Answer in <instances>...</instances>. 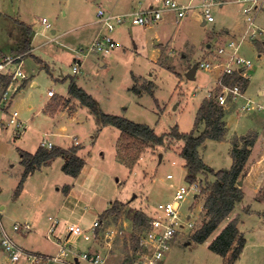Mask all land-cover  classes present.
I'll return each mask as SVG.
<instances>
[{"label":"rangeland","instance_id":"374dc122","mask_svg":"<svg viewBox=\"0 0 264 264\" xmlns=\"http://www.w3.org/2000/svg\"><path fill=\"white\" fill-rule=\"evenodd\" d=\"M99 5V0H0V51L6 56H17L12 50H17L22 43L25 28L32 27L35 33L32 55H21L22 69L29 79L13 100V109L20 112L27 129L22 136H17L13 128L0 130V206L3 207V221L15 241L24 248L33 247L48 253L56 251L53 244L55 233L49 232L52 224L49 218L83 227H89L100 219L103 223L100 232L108 230L116 234L109 249L108 264H133L134 243L131 238L136 233L135 213L141 211L148 217L156 216L159 203L171 200L177 187L189 184L184 159L177 155L182 144L169 141L165 147L146 149L133 167L127 168L117 161L119 129L109 126L98 131L95 117L89 109L71 98H62V107L52 114L54 98L48 97V91L54 90L59 96L67 95L71 78L77 77L78 85L99 103L106 114L148 125L158 135L169 133L176 125L181 132L190 133L195 124L197 103L215 88L212 84L217 77L197 70L196 80L189 81L185 75L178 77L177 74L183 75L201 60L213 59V52L226 41L240 40L248 23L242 6L237 3L214 7L215 22L206 26L202 25L203 19L198 11L181 23L171 16L166 23L156 25L137 39L133 32L129 36L126 28L119 29L115 36L123 47L109 56H102L89 51L98 29L94 22ZM254 16L258 32L254 39L248 38L241 45L240 55L253 64L248 72L250 86L247 95L253 103L264 106V95H259V91L264 92V52L260 53L255 43L264 47V11ZM43 19L48 21L50 28L43 24ZM156 38H160L161 44L168 43L167 49L162 48L158 65L153 62L158 48ZM132 39L138 46L137 50ZM79 55L85 60V70L76 76L73 66L75 57ZM36 56L47 63L50 71L39 65ZM99 60L107 65L101 66ZM132 73L143 77L155 74L148 80L142 77L143 81L138 85L154 80V97L148 93L138 97L129 90L133 83ZM62 74L66 77L64 82L57 80ZM33 83L37 86L33 87ZM178 97L185 98L187 102L183 101L175 110ZM227 117L236 131L246 135L248 129H253L263 141L264 109L257 108L246 115L234 112ZM241 121L248 124L239 125ZM43 134H49V140L62 145H83L82 156L88 167L81 179H76L62 170L66 159L57 158L30 175L19 192L24 171L20 150L34 154L40 147ZM247 135L254 138V133ZM75 138L81 145L75 143ZM244 145L239 142L241 148ZM249 148L252 150L253 147ZM230 149L231 142L208 141L201 154L210 166L229 169L232 165ZM255 152L264 153V142L259 143ZM123 153L131 155L136 152L126 149ZM247 172L248 167L240 182ZM168 175L173 179H168ZM212 177L200 175L199 181H212ZM68 185L76 186L70 201L66 195ZM261 185L256 199L264 201V177ZM245 191L243 203L252 209H260L261 213L259 217L245 218V223L240 226L246 246L235 264H264V205L262 208L257 205L253 190ZM205 199V195L195 202L189 198L183 205V213L189 214L188 208L193 204L195 228L177 237L163 264H225L220 255L208 248L211 238L203 244L192 239L206 219L203 210ZM115 201L124 205L121 214L104 215ZM69 205L74 207L73 211ZM241 206L239 204L236 210L239 211ZM15 222L30 223L32 231L27 235L12 231ZM60 240L64 242L66 238ZM0 264L27 263H12L0 246Z\"/></svg>","mask_w":264,"mask_h":264},{"label":"built area","instance_id":"2783aa9c","mask_svg":"<svg viewBox=\"0 0 264 264\" xmlns=\"http://www.w3.org/2000/svg\"><path fill=\"white\" fill-rule=\"evenodd\" d=\"M230 3L243 6V13L248 23L245 35L240 40L225 42L216 52H213V59L201 60L197 64V70L218 75L215 88L208 92L206 98L215 99L220 106L226 107L236 102L245 93L241 82L249 79L248 72L253 64L240 55V48L246 38L254 39L256 36L258 30L254 14L264 9V0H189L187 3L179 0H137L136 6L128 13L99 9L97 16L101 31L89 51L109 56L121 47V43L115 38V33L120 27H153L162 23L168 14L174 15L176 20L181 22L193 12L198 11L205 24H213L215 22L214 7H223ZM43 24L48 28L51 27L46 19H43ZM22 57L21 55L6 56L0 60V130L13 128L17 136H22L27 129L20 112L13 109V100L19 88L21 89L23 83L29 79L22 69ZM80 72L81 64L77 60L73 66V73ZM4 78H10L7 86L4 85ZM227 78H230L228 83L225 82ZM56 95L54 90L48 91L50 99ZM258 109H264V106H259ZM49 137V134H43L40 146L51 150L54 144ZM167 177L173 179L172 175ZM202 195L203 185L197 180L177 187L171 200L159 203L156 216L149 217V226L141 236L138 249L133 251V264H163L166 254L176 242L177 237L195 228L193 204L188 208L189 214L183 213V205L189 198L195 202ZM49 220L52 221L49 232L55 233L56 229L62 225V221L53 218ZM102 224L100 219L89 227L74 223L67 224L66 240L57 241L58 252L53 255L43 254L28 250L15 241L3 221V207L0 206V246L8 254L12 263L25 261L27 264H106L107 254L101 251L79 252L70 244L71 239L92 243L103 237L105 244L109 245V250L116 234L108 230L104 233L100 232ZM12 231L29 234L32 231V225L28 222H15Z\"/></svg>","mask_w":264,"mask_h":264},{"label":"trees","instance_id":"16d2710c","mask_svg":"<svg viewBox=\"0 0 264 264\" xmlns=\"http://www.w3.org/2000/svg\"><path fill=\"white\" fill-rule=\"evenodd\" d=\"M34 29L32 27L25 28L23 41L17 50H12L18 55H30L32 51V40ZM260 53L264 52V47L255 42ZM32 55V54H31ZM30 55V56H31ZM6 57L3 51H0V60ZM39 64L42 61L35 58ZM49 71L48 66H43ZM135 85L132 91L140 96L143 92L154 97L153 86L151 82L141 84V79L133 76ZM230 78L225 80L226 83ZM237 81V80H236ZM10 78H4V85L7 86ZM248 80H242L241 85L245 91L248 87ZM26 83H23L22 88H25ZM219 91V90H218ZM69 95L72 100H77L84 107H87L90 113L95 117L98 131L105 127H115L120 130L121 134L117 144V161L127 168H132L140 158L141 153L149 148L165 147L169 141L183 142L180 156L184 159V168L187 171V181L195 182L199 180L200 175L206 178L213 176L214 181H206L203 185V195L206 196L203 204L205 212V221L199 230L193 236V241L203 244L210 238L208 248L214 253L220 255L225 264H235L246 246V239L240 232L238 225L240 218L238 215L230 218L234 212L236 205L242 203L245 193L239 185L241 178L245 175L247 164L251 156V149L256 142V137L250 139L249 136L234 140L232 143L233 149L231 152L233 165L229 170L215 171L204 163L199 155V148L206 141H224L227 135V126L224 122L225 110L220 106L215 99L205 98L201 103L194 129L190 133H183L178 126H174L169 133L158 135L156 131L148 125L139 124L131 121L123 116L106 114L100 107L99 103L89 95L83 88L79 87L74 77L70 80ZM53 99V98H52ZM62 107V97L55 96L54 104L51 108V113L56 114L58 109ZM201 125H204V131L197 135ZM243 142L247 148L243 150L239 146V142ZM134 150L136 153L124 155L123 150ZM79 146H74L69 149H63L54 146L48 150L39 147L38 150L31 154L24 150H20L21 164L24 167L19 192L22 191L24 183L28 177L40 170L43 166L49 165L57 158L66 159L62 170L65 174L78 178L85 165L86 161L78 156ZM70 190L67 186L66 193ZM124 205L115 201L110 209L105 211L104 215H119L121 214ZM247 214L252 213L250 208H244ZM149 226V217L141 211H137L134 215L135 234L132 236L134 243V251L140 245L141 233Z\"/></svg>","mask_w":264,"mask_h":264},{"label":"crops","instance_id":"0c3cea01","mask_svg":"<svg viewBox=\"0 0 264 264\" xmlns=\"http://www.w3.org/2000/svg\"><path fill=\"white\" fill-rule=\"evenodd\" d=\"M99 2H100V5H99V9H105V10H108V11H113V12H115V13H128V12H130L135 6H136V4H137V0H99ZM242 6V5H241ZM242 8H243V6H242ZM98 9V10H99ZM262 11H264V10H262ZM175 17L174 15H172V14H168L167 16H166V18H165V20L162 22V24L163 23H166L168 20H169V18L170 17ZM203 19V18H202ZM256 19V18H255ZM95 23V25H98V29H96V32L94 33V35H93V40H92V43L94 42V40L96 39V37L99 35V33H100V31H101V25L98 23V16H97V20L94 22ZM181 23V22H180ZM158 25H161V23L160 24H158ZM164 25H166V24H164ZM202 25L203 26H206L207 24H205V22H204V20L202 21ZM153 27H155V26H153ZM153 27H148V28H141V27H131V26H124V27H120L119 29H121V28H126L127 29V31H128V33H129V36H131V33L133 32L134 33V35H135V38L137 39L138 37H139V35H142V34H148V31L149 30H151V29H153ZM248 27V26H247ZM118 29V30H119ZM134 29H138V30H140V31H138V30H134ZM248 29V28H247ZM117 30V31H118ZM117 31H116V33H117ZM262 32V31H261ZM53 33L55 34L56 33V31H53ZM115 33V34H116ZM263 33V32H262ZM34 35H35V33H34ZM34 38V37H33ZM115 38H116V36H115ZM117 39V38H116ZM160 39V38H159ZM159 39H157L156 38V42H155V44H156V46L158 47L157 49H156V52H155V55H154V59H153V62L154 63H158V60L161 58V55H162V48H168V43H163V44H161V42H160V40ZM248 38H246L243 42H242V44L247 40ZM118 40V39H117ZM119 41V40H118ZM132 41H133V39H132ZM120 43H121V41H119ZM134 42V41H133ZM227 42V41H226ZM133 45H135V49L137 50L138 49V46L135 44V42L133 43ZM32 46V53H33V51H34V46H33V44L31 45ZM121 47H123V45H122V43H121ZM121 47H120V49H121ZM170 51H168V53H169ZM37 57V56H36ZM85 57V56H84ZM37 58H39V57H37ZM41 61H42V64H39L41 67H43V66H48L47 65V63L44 61V60H42L41 58H39ZM80 61V64H81V72L83 71V70H85V64H84V59H83V56H81V55H79V56H76L75 57V63H76V61ZM194 60V59H193ZM99 63H100V65L101 66H103V67H105L107 64H105V62L104 61H102V60H99ZM158 65V64H157ZM195 66V65H194ZM48 68H49V66H48ZM160 68V67H159ZM163 69V68H162ZM193 69V67L191 68V69H189L188 71H185L184 72V74L182 75L181 73H178L177 74V76L179 77V75H181V76H183L184 77V75H185V79H188L189 81H195L196 80V77H197V71L194 73V74H192L191 73V70ZM49 71H50V69H49ZM80 72V73H81ZM76 76L78 75V74H75ZM132 76V81H133V83H132V86H131V88L129 89L130 91H132V88H133V86L135 85V82H134V80H133V76H135V77H137V78H139V79H141V82L143 81L142 80V77L143 76H138V75H136V74H131ZM154 73H150L148 76H146V77H143V78H145V79H147L148 80V77H151V78H154ZM213 75H215L214 73H213ZM216 77L218 78V75L216 74ZM77 77H75V79H76ZM217 78H216V80H217ZM184 79V80H185ZM58 81H60V82H64V81H66V77L62 74V76H61V79H57ZM78 80V79H77ZM216 80L214 81V83L212 84V86H214L215 85V83H216ZM149 81H151V83H153L154 84V86H153V92H154V96H155V94H156V90H155V88H156V84L154 83L155 81L154 80H152V79H150ZM154 81V82H153ZM140 82V83H141ZM248 87H247V89L245 90V93H244V95L241 97V98H239L236 102H232V103H230L228 106H226V107H224V110H225V117H224V122L226 123V126H227V135H226V138H225V140L224 141H215V142H221V143H227V142H231V149H230V151L232 152V149H233V145H232V143L234 142V140H236V139H240V138H242V137H246V136H248L247 134H249V133H254V137H256L257 139H256V142H255V144H254V146H253V148H252V150H251V156H250V162L248 163V172H247V174H246V177H244L243 178V182H242V184L244 183V185H243V187H242V189H243V191H244V193H245V197H246V191H245V189H249V190H253V192H254V200L256 201V203H257V205L260 207V208H262L263 207V205H264V201H262V200H258V199H256V195H258L259 194V191H260V189H261V187H262V185H261V183H262V180H263V177H264V153H262V152H258V154H256V152H255V150H256V148H257V146H259V143L260 142H264V139H263V141H261V138L259 137V133L258 132H256L255 130H253V129H248V133L245 135V134H242V133H239L238 131H236L233 127H232V124L229 122V120H228V114H232V113H234V112H236L237 114H240V113H242L243 112V115L245 114H247V113H249V112H251V111H253V110H255V109H257V108H259V106H262V105H259V104H255V103H253V101L248 97V88H249V86H250V80H248ZM76 83H77V81H76ZM181 83H182V81H181V79H180V85H181ZM77 85H78V83H77ZM37 86V83H33V87H36ZM79 87H80V85H78ZM212 86H211V88H212ZM23 89V88H22ZM57 94V93H56ZM196 94V92H194L193 93V95H195ZM144 95H146V93L145 92H143L142 93V95H140V96H138V97H143ZM259 95L260 96H263L264 95V92L263 91H259ZM57 96H59V95H57ZM60 97H62V98H67V99H70L71 97H70V95H69V93L67 94V95H61ZM191 98H192V95H191ZM206 98V97H205ZM205 98H202V99H200L199 101H198V106H197V111H196V116H197V113H198V110H199V107H200V105H201V103L203 102V100L205 99ZM179 101H178V103H177V105L175 106V110H178V107L180 106V104L184 101V102H187V101H185V98L184 99H182V98H177ZM190 100V99H189ZM73 101H77V100H73ZM77 102H79V101H77ZM80 103V102H79ZM258 106V107H257ZM239 110V112H238V110ZM77 112V111H76ZM75 112V113H76ZM74 113V114H75ZM195 120H196V117H195ZM240 121V120H239ZM248 124V122H243V121H241V123L239 124V125H243V126H245V125H247ZM176 126H178V125H176ZM179 127V126H178ZM204 128H205V126L204 125H201V127H200V129H199V131L197 132V135H199L201 132H203L204 131ZM236 128V127H235ZM194 129V128H193ZM155 130V129H154ZM164 134H166V133H164ZM120 137V136H119ZM119 139V138H118ZM75 140V143L77 144V145H81V142H80V140L79 139H77V138H75L74 139ZM53 144H54V146H56V147H60V148H63V149H69V148H71V147H73V144H71V145H69V146H67V145H62V144H60V143H55V142H53L52 140H50ZM208 141H214V140H208ZM208 141H206V143L208 142ZM179 143H181L182 144V146L181 147H183V145H184V143L183 142H179ZM206 143L203 145V146H201L200 148H199V155H200V157L202 158V160L204 161V163L206 164V165H208L209 167H211L212 169H214L215 171H219V170H229V169H231V167H232V165H233V160H232V157H231V167L229 168V169H216V168H214V167H212V166H210L209 164H207L206 162H205V160H204V158L202 157V154H201V149L202 148H204L205 146H206ZM245 148V145L242 147V149L243 150H245L244 149ZM182 149V148H181ZM84 152V147H83V145L80 147V150L78 151V156L79 157H81V158H83V156H82V153ZM181 153V151L179 152V153H177V155H179ZM254 157L256 158L255 160V163H252L251 164V161H252V159H254ZM84 159V158H83ZM85 160V159H84ZM86 161V160H85ZM88 167V165H87V162H86V165H85V167H84V169H83V171H82V173H81V175L78 177V178H76V179H81V177L83 176V174H84V171H85V169ZM215 180V178L214 177H212V181H214ZM69 186V185H68ZM70 187V190L66 193V195H67V198H68V200L70 201L71 200V198H73V195H74V189H75V185L74 186H69ZM245 197H244V200H245ZM244 200L242 201V203H240V204H242V206H241V208H240V210L239 211H237L236 210V208H235V210H234V212L232 213V215L230 216V218H232V217H234L235 215H238L239 216V218H240V222H239V225H238V228H239V230H240V232L244 235V233L241 231V225L242 224H244L245 223V218L247 219V217H251V216H257V217H259V213H261L260 212V209H257V210H255V209H252V207H250L249 205H245L243 202H244ZM239 204H237L236 205V207L238 206ZM246 207H248V208H250V210H251V212L252 213H250V214H247V213H245L244 212V208H246ZM68 208H70V205L68 206ZM73 209H74V207H71L70 208V210H72L73 211ZM68 211V210H67ZM105 211V210H104ZM103 211V212H104ZM102 212V213H103ZM68 221H64V222H62V225H60L57 229H56V232H55V236H54V239H53V244L55 245V247H56V251H54V253H48V252H44V251H40V250H35V249H33V247L32 248H26V249H28V250H31V251H34V252H39V253H43V254H50V255H53V254H56L57 252H58V246H57V241L58 240H60V239H64V238H66L65 236H66V225L67 224H69V223H67ZM63 223H64V225H63ZM25 235H27V234H25ZM244 237H245V235H244ZM105 241L103 240V237H100V239L98 240V241H96V242H92V243H86V242H84V241H82V240H74V239H71L70 240V244L76 249V250H78L79 252H83V251H101L102 253H105V254H107V256H108V258H107V262H106V264H108V261H109V257H110V255H111V253L109 252V250H108V248H107V245L104 243ZM104 246V247H103ZM245 249V248H244Z\"/></svg>","mask_w":264,"mask_h":264},{"label":"water","instance_id":"95a60500","mask_svg":"<svg viewBox=\"0 0 264 264\" xmlns=\"http://www.w3.org/2000/svg\"><path fill=\"white\" fill-rule=\"evenodd\" d=\"M196 71H197V65L193 67V69L191 70V73L194 74ZM239 185L242 186V182H239Z\"/></svg>","mask_w":264,"mask_h":264}]
</instances>
